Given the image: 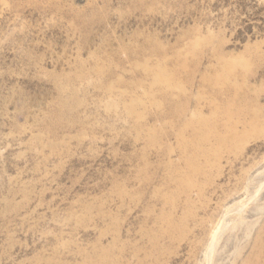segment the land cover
Segmentation results:
<instances>
[{
  "label": "rangeland",
  "instance_id": "rangeland-1",
  "mask_svg": "<svg viewBox=\"0 0 264 264\" xmlns=\"http://www.w3.org/2000/svg\"><path fill=\"white\" fill-rule=\"evenodd\" d=\"M0 264H264V0H0Z\"/></svg>",
  "mask_w": 264,
  "mask_h": 264
},
{
  "label": "bare ground",
  "instance_id": "bare-ground-1",
  "mask_svg": "<svg viewBox=\"0 0 264 264\" xmlns=\"http://www.w3.org/2000/svg\"><path fill=\"white\" fill-rule=\"evenodd\" d=\"M238 131H239V128H238V127H236L235 129H234L233 127H231V129H227V131H226L224 134L220 135V138H221L222 140L226 141L227 139H231L232 135H233V134H237ZM195 156H197V155H195ZM190 171H195V167H191ZM215 229H216V228H215ZM212 235H213V238H215V236H216V231H215V233L212 234ZM212 243H214V240H213ZM211 251H212V250H211Z\"/></svg>",
  "mask_w": 264,
  "mask_h": 264
}]
</instances>
